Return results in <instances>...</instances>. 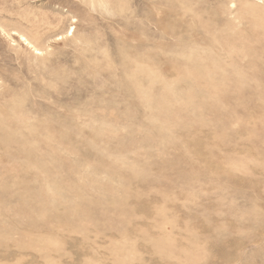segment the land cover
<instances>
[{
	"label": "rangeland",
	"instance_id": "374dc122",
	"mask_svg": "<svg viewBox=\"0 0 264 264\" xmlns=\"http://www.w3.org/2000/svg\"><path fill=\"white\" fill-rule=\"evenodd\" d=\"M0 264H264V0H0Z\"/></svg>",
	"mask_w": 264,
	"mask_h": 264
},
{
	"label": "bare ground",
	"instance_id": "6f19581e",
	"mask_svg": "<svg viewBox=\"0 0 264 264\" xmlns=\"http://www.w3.org/2000/svg\"><path fill=\"white\" fill-rule=\"evenodd\" d=\"M108 20V19H107ZM120 49V48H119ZM124 56V55H123Z\"/></svg>",
	"mask_w": 264,
	"mask_h": 264
}]
</instances>
